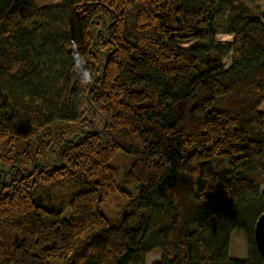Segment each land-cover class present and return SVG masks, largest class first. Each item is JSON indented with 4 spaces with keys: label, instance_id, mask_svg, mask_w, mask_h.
I'll return each instance as SVG.
<instances>
[{
    "label": "trees",
    "instance_id": "16d2710c",
    "mask_svg": "<svg viewBox=\"0 0 264 264\" xmlns=\"http://www.w3.org/2000/svg\"><path fill=\"white\" fill-rule=\"evenodd\" d=\"M263 104L257 0H0V264H261Z\"/></svg>",
    "mask_w": 264,
    "mask_h": 264
},
{
    "label": "rangeland",
    "instance_id": "374dc122",
    "mask_svg": "<svg viewBox=\"0 0 264 264\" xmlns=\"http://www.w3.org/2000/svg\"><path fill=\"white\" fill-rule=\"evenodd\" d=\"M35 3L39 7L44 6H51V5H57L61 2V0H34ZM258 4H260L261 8L264 9V0H257ZM263 2V3H262ZM227 18V11L223 10L220 12V14L217 17L216 25L218 29L217 33V40L218 42L224 43V44H230L233 39V35L225 33L223 30L225 28V20ZM184 46L189 45L190 43H182ZM229 58L230 56H227L224 59V65L227 66L229 64ZM262 109L264 110V104L262 106ZM129 162L128 156H125L123 153H119L114 159L111 160V163L115 165L120 172H122ZM125 203V198L120 195L119 193L114 195L111 199H109L104 204V211L109 216H115L116 213L122 209ZM229 253L230 256L235 258H245L246 257V238L244 235V232L241 229H235L231 234V240L229 245ZM161 259V252L159 250H154L150 252L147 255L146 258V264H153L156 261H159ZM51 264H63V262L57 258L54 257L50 260Z\"/></svg>",
    "mask_w": 264,
    "mask_h": 264
},
{
    "label": "water",
    "instance_id": "95a60500",
    "mask_svg": "<svg viewBox=\"0 0 264 264\" xmlns=\"http://www.w3.org/2000/svg\"><path fill=\"white\" fill-rule=\"evenodd\" d=\"M254 236L259 252L263 258L261 264H264V212L259 216L255 224Z\"/></svg>",
    "mask_w": 264,
    "mask_h": 264
},
{
    "label": "clouds",
    "instance_id": "9594fccd",
    "mask_svg": "<svg viewBox=\"0 0 264 264\" xmlns=\"http://www.w3.org/2000/svg\"><path fill=\"white\" fill-rule=\"evenodd\" d=\"M85 78L90 82L91 81V76L88 73H85Z\"/></svg>",
    "mask_w": 264,
    "mask_h": 264
},
{
    "label": "crops",
    "instance_id": "0c3cea01",
    "mask_svg": "<svg viewBox=\"0 0 264 264\" xmlns=\"http://www.w3.org/2000/svg\"><path fill=\"white\" fill-rule=\"evenodd\" d=\"M263 3V2H262ZM260 5V4H259Z\"/></svg>",
    "mask_w": 264,
    "mask_h": 264
}]
</instances>
